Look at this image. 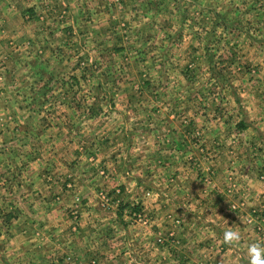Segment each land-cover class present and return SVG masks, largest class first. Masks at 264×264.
Masks as SVG:
<instances>
[{
    "label": "rangeland",
    "instance_id": "obj_1",
    "mask_svg": "<svg viewBox=\"0 0 264 264\" xmlns=\"http://www.w3.org/2000/svg\"><path fill=\"white\" fill-rule=\"evenodd\" d=\"M263 70L264 0H0V165L14 181H30L29 190L90 199L88 218L126 205L109 178L137 176L131 188L140 198L129 217L148 226L158 202H146L165 191L169 177L160 168L169 159L196 167L191 179L205 194L212 175L196 164L211 155L200 150L201 130L245 118ZM188 118L199 119L187 131ZM226 182L230 195L235 184ZM241 208L236 200L227 206ZM257 226L264 228L263 217L241 215L240 227L264 245ZM223 232L208 264H224L218 253L248 264L242 241L224 244ZM199 247L183 253L196 258ZM168 253L182 259L176 249Z\"/></svg>",
    "mask_w": 264,
    "mask_h": 264
},
{
    "label": "crops",
    "instance_id": "obj_2",
    "mask_svg": "<svg viewBox=\"0 0 264 264\" xmlns=\"http://www.w3.org/2000/svg\"><path fill=\"white\" fill-rule=\"evenodd\" d=\"M261 82L260 88L252 90L245 118L236 122L223 120L209 131L201 130L203 144L200 150L211 155L208 162L196 164L201 165L203 175L204 171L207 174V169L212 175L209 185L204 186L207 187L205 194L191 179L197 175L194 173L196 167L185 162L179 166L169 159L160 168L169 179L162 184L165 191L152 194L146 202H158L150 206L155 215L148 226L135 223L129 217L131 204L140 198L138 188H131L138 186L137 176L132 182L109 178L107 184L124 190L120 202L126 205L116 208L109 205L111 210L102 213V217L88 218L89 207L83 204L90 203V199L65 200L42 194L39 190H29L30 181H14L12 174L8 175L7 167L0 165V264H83L84 260L104 264L109 258L117 259L118 264H208L215 261L208 257L211 244L214 247L217 236L229 227L240 231L242 243L237 245L247 250L245 246L254 243L255 236L249 227H240L241 215L248 212L264 218V73ZM3 90L0 86V107H4L6 101ZM196 119L188 118L186 125L192 126L185 125L184 129H192L197 124L193 122ZM182 137H186V133H182ZM228 176L235 184L230 195L225 192ZM112 189L111 195H114L115 189ZM232 200L242 201L243 208L228 211L227 206ZM184 206L190 211L194 207L196 210L190 213ZM158 208L162 210L156 211ZM176 212L180 215L176 216ZM193 219H202L204 227L187 228L185 220ZM224 223L229 227H223ZM157 238L162 242L157 243ZM167 239L174 243H167ZM192 242L198 247L201 243V254L196 258L183 253L194 244ZM173 249L178 254L181 252L182 259L170 256L168 252ZM223 256L218 253V261L236 263L234 257L225 260Z\"/></svg>",
    "mask_w": 264,
    "mask_h": 264
},
{
    "label": "clouds",
    "instance_id": "obj_3",
    "mask_svg": "<svg viewBox=\"0 0 264 264\" xmlns=\"http://www.w3.org/2000/svg\"><path fill=\"white\" fill-rule=\"evenodd\" d=\"M241 233L232 227L227 228L222 235V243L232 246L239 243ZM246 256L248 264H264V245L261 243H251L247 246Z\"/></svg>",
    "mask_w": 264,
    "mask_h": 264
},
{
    "label": "built area",
    "instance_id": "obj_4",
    "mask_svg": "<svg viewBox=\"0 0 264 264\" xmlns=\"http://www.w3.org/2000/svg\"><path fill=\"white\" fill-rule=\"evenodd\" d=\"M256 230L259 232V233H261L262 234V236L261 237H263L264 236V228H262L261 226H257L256 227ZM261 240H263L262 238H261ZM264 241V240H263Z\"/></svg>",
    "mask_w": 264,
    "mask_h": 264
}]
</instances>
